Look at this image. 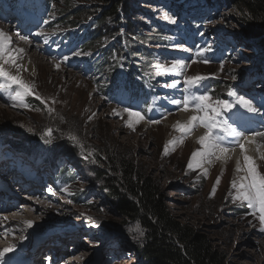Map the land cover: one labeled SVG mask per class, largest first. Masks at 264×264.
<instances>
[{
    "label": "rangeland",
    "instance_id": "1",
    "mask_svg": "<svg viewBox=\"0 0 264 264\" xmlns=\"http://www.w3.org/2000/svg\"><path fill=\"white\" fill-rule=\"evenodd\" d=\"M88 1L73 0L75 9H69V12L71 11L68 14L69 18L78 20L81 17L79 13L86 10L94 19L95 13L101 12L103 7L108 5V3L87 5ZM133 1L137 3V9L146 14L145 17H139V20L141 19L140 21L151 29V32H148L141 28L147 37H159L150 20L172 23L173 19L159 0ZM54 5L53 15L56 19L58 13L55 0ZM230 7L229 13H225L226 10L221 8L216 16L213 13V20L207 21L204 36L211 37V40L208 38L199 42L197 59L187 58L185 70L182 72L180 69L168 71L187 48L180 27L172 29L173 36L167 35L169 46L162 45V39L159 40L160 45L148 43L146 46L153 50L154 57H157L153 72L156 75L159 73L169 75L166 84L175 82L176 87H171L175 90L180 86L181 89L185 87L184 81L188 77L204 76L207 83L212 80L209 95L213 105L217 100L226 99L227 93L229 101L235 105L241 98L251 100L250 96L255 95L258 102L251 100L252 105L261 108L259 113L264 114V52L262 53L256 44H248L243 40L240 32L248 25L234 7ZM2 25L6 24L0 18V27ZM58 26L59 29L43 30L44 36L47 37L46 41L52 40L57 32L62 33L64 29L71 28L69 24L64 23ZM8 34L15 39L19 37L13 32L12 26L8 28ZM40 38L41 36L37 35L24 39L36 46L37 53L45 56L42 63L37 65V74L27 78V72L24 69L21 72L23 77L31 82L27 81V84L33 89V98L40 96L44 102L37 100L35 107L28 105L26 99L30 95L18 96L17 93L22 92L20 87L0 77L1 88L6 89L7 86L11 88L0 93V140L16 134L18 137L15 139L32 145L35 141L31 137L39 135L44 143H49L57 152H61V147L67 144L71 150L77 152L80 165L87 163V160L80 158L83 155L95 159L96 150H99L97 147L102 150L109 147L111 153L115 148L129 151L135 160L149 168L151 175L167 191L172 213L180 221L207 233L215 245L226 249L229 253V264H264V223L260 221V213L258 209L248 207L246 201L236 200V189L232 187L233 181L238 184L245 182L242 179L247 175L245 155L251 156L257 171L264 174V159H261L264 156V139L252 142L255 151L246 150V146L244 150L240 149L239 158L234 154L224 156L217 153L209 165L189 169L187 165L191 162L194 151V144L189 138L201 128L206 131L205 135L208 130L198 122H185L180 113L185 110L182 105L176 104V108L172 109L175 103L159 96L157 103L166 115L156 120L159 123L148 120L147 115H150L148 101L144 103L145 112L123 106L118 100L113 101L104 95L103 90L109 85L112 73L116 69V62L110 63L105 71L97 76L93 73L83 75L84 68L81 65L73 67L76 65L69 64L76 57L74 54L66 52L60 57L62 52L58 53L55 49L41 51L44 47L42 49ZM213 41L219 42V47L226 48L225 53L222 54L218 48L212 46ZM3 42L4 53L0 55V64H3L5 71L11 75L12 62L7 59L11 43ZM96 44L98 45V42ZM93 45L94 43L86 49L88 52H80L81 55L77 57L94 52L96 49H92ZM206 48L210 50L203 51ZM229 53L232 57L227 56ZM205 54L209 55L208 58L204 57ZM247 73L248 82H241L240 78L245 77ZM24 78L20 79L25 82ZM204 88L202 82L196 87H191V96H198L199 91ZM170 97L175 98L173 95ZM190 109H194V115H203L192 105L189 106L188 110ZM233 109L245 110L238 105ZM132 112H139L143 118L132 115ZM182 126L190 127L191 131L181 132ZM49 130L54 134L53 137ZM24 136L30 139H25ZM72 137L75 139H71ZM200 146L203 145L200 143ZM10 147L9 144L3 148L0 146V155L6 160L7 167L14 168L15 161L8 159L17 156L3 155L13 151ZM78 147L81 149L80 153ZM232 147L239 148L238 145ZM24 163L29 162L24 160ZM96 165L106 167L97 160ZM80 167L77 166L81 177L76 184L91 197L88 198L90 203L76 204L70 200L66 190L59 192V188H55L52 198L40 196L25 204L24 209L31 213L30 219L26 218L27 214L22 210L9 213L11 217L19 219L20 223L15 225V232L0 236V244L11 242L13 248H19L21 242L28 243L35 235L74 223L79 225V235L83 237L75 243L78 248L70 259L72 256L78 257L79 262L75 261L74 264H139L133 250L141 242L142 231L136 224H124L115 212L112 198L108 199L104 194L101 182L91 175L90 169ZM36 168L33 163L29 164V170ZM71 168L75 170L74 167ZM30 220L31 226L28 223ZM81 250L82 257L81 255L79 257L77 254ZM6 254L8 258L10 254ZM41 260L42 258L39 259Z\"/></svg>",
    "mask_w": 264,
    "mask_h": 264
},
{
    "label": "trees",
    "instance_id": "2",
    "mask_svg": "<svg viewBox=\"0 0 264 264\" xmlns=\"http://www.w3.org/2000/svg\"><path fill=\"white\" fill-rule=\"evenodd\" d=\"M55 1L58 13L56 22L71 26L90 21L92 16H89L86 10L79 13L81 17L78 20L69 18L68 14L71 12L69 9H75L73 0ZM192 1L207 8L222 5L228 13L231 11L230 6H233L248 25L240 32L243 40L248 44H256L261 52H264V0H165V3L171 5L169 12L174 11L178 15L186 12L187 3ZM133 2V0L88 1L87 5L108 3L101 12L95 13L94 19L92 17L93 21L90 22L91 27L97 25L92 34L94 39L92 49L96 50L91 58L96 73H103L114 60L136 62L140 65L143 60H150L153 57L152 50L146 45L161 44L159 40L166 33L164 27L160 25L161 22L150 20L159 37H147L141 28L148 32H151V29L140 21L141 19L139 20V17H145V12L133 8ZM164 44L162 39V45ZM133 65L135 69L138 68L136 64ZM247 75L248 73L245 74V78ZM129 91L136 90L130 88ZM28 102L30 106L35 107L37 99L29 96ZM51 136L53 137L54 134L51 133ZM17 137L16 134L9 135L0 143L9 144L19 154H26L43 163L52 164L59 170V174L65 176L62 177L63 180L70 181L62 183L72 185L69 197L76 204L90 203L88 198L91 197L80 189L74 176L68 175L62 160L67 159L81 168L91 170V175L101 182L104 194L108 199L112 198L118 217L125 225L136 224L142 231L141 242L133 250L139 264H229V253L226 249L218 247L207 233L180 221L172 213L167 191L151 175L149 168L135 160L129 151L115 148L111 153L109 147H104L105 150L97 147L100 152L96 150L95 159L83 155L80 158L87 160V163L80 165L77 152L71 150L67 144L61 147V152H57L49 143H44L39 135L31 137L35 141L32 145L15 139ZM25 139L30 138L25 137ZM77 150L81 152L79 147ZM96 160L106 167L97 166Z\"/></svg>",
    "mask_w": 264,
    "mask_h": 264
},
{
    "label": "snow or ice",
    "instance_id": "3",
    "mask_svg": "<svg viewBox=\"0 0 264 264\" xmlns=\"http://www.w3.org/2000/svg\"><path fill=\"white\" fill-rule=\"evenodd\" d=\"M3 35H4L3 32L0 31V55H3L4 53ZM44 38L45 40H47L46 36ZM208 50L210 49L206 48L203 51H208ZM74 54L81 55V53L79 52H76ZM7 59L12 63L16 62L15 56L11 54L8 55ZM205 62L208 61L205 60ZM185 66L186 65L184 61H175L173 67L168 71L174 72ZM57 67H59V65H57ZM0 77H4L7 80L11 81L13 84L18 85L20 87L22 92H18L17 93L18 96H20L21 94L33 95V89L23 80H21L19 76L10 75L7 71H5L3 64H0ZM204 79H206V77L204 76H193L186 78L184 82L189 87H196ZM168 86L176 87V83L173 82ZM230 95H233V93H230ZM36 99L44 102L40 96H36ZM211 99L212 98L208 93H204L198 96H190V97L186 96L183 99V101L180 100L173 101V103L177 105H182L185 110H187L189 106L192 104V102L195 101L196 103L192 106H194L198 112L203 113V115L200 116L193 115L191 117V122H198L208 130L207 134L203 136L200 140V143L204 146L205 149L204 152H195L192 155V161L196 162L197 166L199 164L198 158L214 156L216 155V150H219V152L221 153H228L230 151L229 147H223L221 146L220 143L217 142V141H223L225 139V136H231L237 138L235 142L242 150L245 149L246 141L254 142L253 140L254 137L256 136L264 137V131H257L252 133L250 136L246 137L243 132L238 131L236 127L232 126L238 124L241 120L244 119V113H241L239 111H232L233 108L236 107V105L229 100L226 99L217 100L215 102V105H213L210 102ZM239 103L241 104V106L245 108L246 112L248 113L258 114L262 110L261 108L254 107L252 105L251 100H244L243 98H241ZM224 112L232 113L231 116L232 124H228L227 119H224L223 121L218 119V117H221ZM131 114L140 117L141 119L143 118L140 116L139 112H132ZM154 122L159 123V121H154ZM217 128H220L221 132L224 133V135L213 136V130ZM180 131L187 133L191 131V128L187 126H182L180 128ZM49 134H51V130H49ZM71 139H75V137H72ZM261 159H264V156H262ZM193 162H190L187 165L189 169H192L194 167ZM244 162L247 165L246 168L247 175L242 178L243 181L245 182H241L238 184L236 181H233L232 183L233 189H236L235 199L239 201H246L248 207L258 209L260 213V221L261 223H264V174H261L257 171V166L251 156L245 155ZM217 183H219V179L217 180ZM49 191H51V189H49ZM29 226H31V222H29ZM12 250L13 249L11 248H5L3 252H0V264H7V261H5L4 257L6 253L11 252Z\"/></svg>",
    "mask_w": 264,
    "mask_h": 264
},
{
    "label": "bare ground",
    "instance_id": "4",
    "mask_svg": "<svg viewBox=\"0 0 264 264\" xmlns=\"http://www.w3.org/2000/svg\"><path fill=\"white\" fill-rule=\"evenodd\" d=\"M224 12L226 13L227 11H224ZM0 31H2L3 34H4L3 35V41H7V42L11 43V45H10V47L8 49V51H9L8 54L16 56V62L12 63L10 65V67H11V71H10L11 75H17V76H19V78H24L23 75H22V72H21L23 69L27 72V78H30L32 75H36L37 74V65L42 63V61L44 59L43 57H45V56L37 53L36 46L32 42H28V41H26L24 39H21V38L15 39V38H13L12 35H9L8 34V27L6 25H2V27H0ZM27 81H29V80L25 79L26 83H27ZM193 111H194V109L193 110L192 109H190V110L187 109V110H183V111L180 112L183 115V120L185 122H190L191 121V117L194 115ZM203 129L201 128V129L197 130V132L193 133L190 136V138H189V141H192V143L194 144L193 153H195V152H204V150H205L204 146H202V147L200 146V140H201V138L203 136H205V132H206V131L204 132ZM257 131H260V128H258ZM251 134L252 133H250V134L247 133L246 136H250ZM260 138L264 139V137L256 136V137L253 138V140H257V139H260ZM245 146H246V150L255 151V146L253 145L252 141H246L245 142ZM240 151H241L240 148H236L235 147V148H230V151L228 153H221V152H219V150H216V154L217 153H221L224 156H227L229 154H234V155H236L237 158H239L240 157ZM193 153H192V155H193ZM212 157L213 156H207V157L198 158V160H199L198 166L205 165V164L209 165V163L212 161ZM191 162H193L192 161V156H191ZM193 164H194V167L197 166L196 162H193ZM22 212L27 214L26 218H29V216H31V213H29V211L27 209L22 210ZM8 219L13 221L15 224H17L20 221L19 219L15 218V217H11V215L8 216ZM29 222H31V220L28 221V223ZM5 236H7V235H5ZM14 239H16V236H15ZM4 247L13 249V244L11 242H10V244H5V245H1L0 244V252L4 251ZM1 249H2V251H1ZM82 253H83V251L81 250L77 255L79 257L81 255V257H82ZM7 256H8V254H6L4 258H7ZM77 258L78 257H73L72 256V259H70L67 264H74L76 262H79V260Z\"/></svg>",
    "mask_w": 264,
    "mask_h": 264
}]
</instances>
